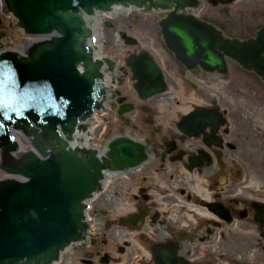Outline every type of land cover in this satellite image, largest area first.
Wrapping results in <instances>:
<instances>
[{"label": "flooded vegetation", "instance_id": "obj_1", "mask_svg": "<svg viewBox=\"0 0 264 264\" xmlns=\"http://www.w3.org/2000/svg\"><path fill=\"white\" fill-rule=\"evenodd\" d=\"M169 26L188 29L197 54H223L226 39L264 27V0H143L113 23L94 19L91 35L108 28L123 46L98 65L79 155L100 166L99 182L61 264H264V77L233 57L224 71L204 56L178 61ZM145 59L163 92L136 90Z\"/></svg>", "mask_w": 264, "mask_h": 264}, {"label": "water", "instance_id": "obj_2", "mask_svg": "<svg viewBox=\"0 0 264 264\" xmlns=\"http://www.w3.org/2000/svg\"><path fill=\"white\" fill-rule=\"evenodd\" d=\"M5 1L26 34L55 31L59 35L52 43L36 47L27 59L0 55V146L7 154L16 148L10 127L27 131L33 123L54 138L58 126L71 133L78 119L92 112L100 89L96 66L81 48L86 36L81 12L91 15L94 10L106 11L112 5L136 0ZM1 10L6 12L5 6ZM15 23L11 21L10 26L17 28ZM193 40L183 54L186 59L196 56L198 39ZM5 45L16 51L26 47L7 42L0 45V52ZM255 45L258 53L250 58L256 62L255 70L264 74V34ZM97 46L94 43L95 49ZM215 52L206 49L197 57L210 59L213 68L221 63L209 58ZM240 55L250 62L246 52ZM79 66L87 69L80 72ZM93 169L91 161L84 162L68 152L46 160L32 154L5 167V174L25 181L0 182V264H51L57 260L60 251L78 237L81 202L96 184Z\"/></svg>", "mask_w": 264, "mask_h": 264}, {"label": "rangeland", "instance_id": "obj_3", "mask_svg": "<svg viewBox=\"0 0 264 264\" xmlns=\"http://www.w3.org/2000/svg\"><path fill=\"white\" fill-rule=\"evenodd\" d=\"M127 11H122L120 8H116L113 10L112 14L114 17V20L117 19L120 15H126ZM14 21V19L6 14H2L0 11V32L4 33L3 36L0 38V42L2 44L4 43H17L20 47H23V36H21V33L18 31L17 28H12L10 26V22ZM94 43L97 44V48L94 51V54L96 57H106L108 56L113 49H115L116 52H119V49L123 46L120 42H118V37L111 32V30H97L94 32ZM11 50L16 51L17 49L15 47H8ZM117 56H119L118 53H115ZM116 57V56H115ZM1 173V172H0ZM1 175V174H0ZM65 256V254H64ZM61 264V263H58Z\"/></svg>", "mask_w": 264, "mask_h": 264}, {"label": "bare ground", "instance_id": "obj_4", "mask_svg": "<svg viewBox=\"0 0 264 264\" xmlns=\"http://www.w3.org/2000/svg\"><path fill=\"white\" fill-rule=\"evenodd\" d=\"M1 8H2V3L0 2V10H1ZM1 12L3 15L6 13V12H3L2 10H1ZM6 14L9 15L8 13H6ZM6 49H7V47L3 48L2 50L5 51Z\"/></svg>", "mask_w": 264, "mask_h": 264}]
</instances>
